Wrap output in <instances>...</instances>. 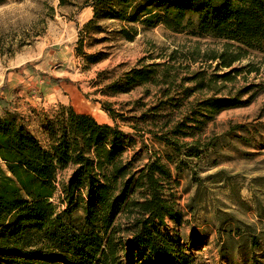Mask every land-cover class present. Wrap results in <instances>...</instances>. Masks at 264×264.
<instances>
[{
	"label": "rangeland",
	"instance_id": "rangeland-1",
	"mask_svg": "<svg viewBox=\"0 0 264 264\" xmlns=\"http://www.w3.org/2000/svg\"><path fill=\"white\" fill-rule=\"evenodd\" d=\"M91 3L0 0V115L17 114L43 147L49 143L45 121L61 108L117 126L134 140L124 157L138 155L137 166L150 157L163 164H168V156L173 161L168 166L176 182L178 215L167 218L163 230L191 258L189 264H252V255L264 264V54L249 51L224 68L210 59L224 51L223 40L114 19L96 20L85 28L93 18ZM130 27L134 31L127 40L122 31ZM151 64L170 66L169 71L157 70L166 72L167 81L122 90L126 73ZM199 84L201 88L193 91ZM165 91L176 100L167 101L156 121L134 122L157 106ZM207 99H231L235 106L206 122L197 137L209 138L211 147L197 159L185 158L186 149L179 155L130 128L164 123L171 127L190 104L197 110ZM71 173V167L66 168L58 180ZM50 202L56 212L65 210L59 192ZM79 215V210L72 212V217ZM114 225L126 238L122 216ZM245 226L258 237L255 248L250 249L245 236L235 234L243 235ZM134 262L150 264L137 255Z\"/></svg>",
	"mask_w": 264,
	"mask_h": 264
},
{
	"label": "trees",
	"instance_id": "trees-1",
	"mask_svg": "<svg viewBox=\"0 0 264 264\" xmlns=\"http://www.w3.org/2000/svg\"><path fill=\"white\" fill-rule=\"evenodd\" d=\"M90 7L93 18L85 28L96 20L114 19L223 40L224 51L210 57L219 60L220 67H231L249 51L264 54V0H92ZM129 31L134 28L122 31L127 40L132 39ZM158 68L170 70L160 64L130 70L122 90L167 81L166 72L159 74ZM188 91H183L184 99ZM171 100L176 99L162 92L158 105L134 122L153 123ZM234 106L231 99H207L197 110L190 104L171 127L164 123L130 128L179 155L186 149L185 158L197 159L211 147L209 138L197 137L206 122ZM45 132L49 143L43 147L17 114L0 115V263L137 264V255L150 264H189L191 258L163 230L166 219L178 215L169 156L168 164L150 157L137 166L138 155L124 157L134 145L128 134L71 109L61 108L53 119H46ZM184 138L192 141L184 143ZM68 167L71 175L59 181L58 173ZM57 192L65 207L61 212L50 202ZM75 210L81 215L72 217ZM120 216L125 221L124 239L114 225ZM244 229L243 235L235 232L237 237L245 236L250 249L258 246L252 227ZM251 260L261 264L254 255Z\"/></svg>",
	"mask_w": 264,
	"mask_h": 264
}]
</instances>
